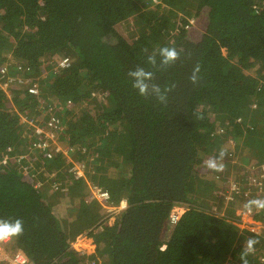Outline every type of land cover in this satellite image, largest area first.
Here are the masks:
<instances>
[{"label":"trees","instance_id":"1","mask_svg":"<svg viewBox=\"0 0 264 264\" xmlns=\"http://www.w3.org/2000/svg\"><path fill=\"white\" fill-rule=\"evenodd\" d=\"M190 18L200 25L188 38ZM165 46L180 56L161 70L158 55L156 67L147 57ZM1 66L15 80L3 88L0 78V219L24 227L6 250L26 264H236L253 237L248 264L260 263L264 232L241 231L234 217L246 204L226 196L236 155L237 179L248 164L264 168V0H0ZM137 66L172 87L166 103L132 87ZM22 115L43 128L58 119L67 153L38 146ZM210 158L223 171L208 169ZM69 160L91 164L87 177L74 178ZM89 179L113 204L126 200L113 223L85 201ZM175 206L184 212L172 223ZM62 210L71 229L97 238L95 251L71 245Z\"/></svg>","mask_w":264,"mask_h":264},{"label":"built area","instance_id":"2","mask_svg":"<svg viewBox=\"0 0 264 264\" xmlns=\"http://www.w3.org/2000/svg\"><path fill=\"white\" fill-rule=\"evenodd\" d=\"M67 57L61 58L59 60V66L60 67H66L69 65L67 61ZM0 78H5V80L2 82L5 85L11 84L15 79L8 75L6 66L0 67ZM3 88L4 85H2ZM28 91L31 93H37V87L34 85L28 86ZM21 122L29 123L30 125L34 126L36 128L37 133H40L42 137L37 140V145L40 147H50V143L55 144L56 149H62L65 153H67V147H62L58 144V136L55 135L56 129H58L60 132L59 134L63 133L64 128H61L58 125V119L50 118L48 120V128H43L42 126V120L39 117H27L22 115L21 116ZM49 151V150H48ZM236 161H232L233 164L236 163ZM69 171L73 172L74 178H86L87 173L85 172V166L82 163H77L69 160ZM247 171L243 173V175H240V178L237 179L238 174H230L229 180H228V187H229V193L226 196V198H230V195L232 192L236 191L238 198L241 197L243 201L251 200L254 198V192L257 193L259 196L258 199H264V168L258 164L252 163L251 165H246ZM257 174V175H256ZM238 181L244 182V188L243 190L239 189ZM89 189H90V195L89 200H96V202L100 203L103 207H105L108 210V213L104 217V220H107V222L110 224L112 221L115 220L116 215L125 209L127 207V202L125 199H122L119 201L118 204H113L111 201V195L108 189L96 185L95 183L90 184L89 183ZM184 212V208L180 206H175L172 210L170 220L172 223H176L178 219L180 218L181 214ZM223 215V213H222ZM103 221V220H102ZM234 223L240 228L242 231L243 229H246L250 232L259 233L261 231L264 232V221H261L259 219H256L254 216V210L248 211L246 208H237L235 217H234ZM88 232H85L84 236H87ZM9 241L0 242V263L4 264H26V257L25 255L17 250L13 255H9L7 251L5 250V244ZM241 264V263H236ZM264 264V253L262 257L260 258V263Z\"/></svg>","mask_w":264,"mask_h":264},{"label":"clouds","instance_id":"3","mask_svg":"<svg viewBox=\"0 0 264 264\" xmlns=\"http://www.w3.org/2000/svg\"><path fill=\"white\" fill-rule=\"evenodd\" d=\"M157 55L160 58L159 64L161 70L167 68L169 65L173 64L177 59H179L180 53L175 47H161L157 52L147 57V61L153 67L157 66ZM198 70V68H197ZM128 76L132 78V87L138 90L141 96L153 95L160 103H166L167 92L172 90V87H166L163 91L160 86L155 83H151L154 79V74L151 71H146L143 67L137 66L134 70L128 72ZM190 81L195 83L196 76L193 74L189 77ZM225 157V152L223 150L219 153V160L222 161ZM217 158H210L205 161V166L213 171L220 172L223 171V163H219ZM245 208L250 212L255 208V210H264V199H253L246 203ZM112 221L111 223H113ZM24 227L23 221L20 218H7L0 219V242L10 241L13 237H19L23 234ZM258 241L250 237L247 239L245 247L240 253L239 259L241 264H248L247 256L254 251V246Z\"/></svg>","mask_w":264,"mask_h":264},{"label":"rangeland","instance_id":"4","mask_svg":"<svg viewBox=\"0 0 264 264\" xmlns=\"http://www.w3.org/2000/svg\"><path fill=\"white\" fill-rule=\"evenodd\" d=\"M181 15H185L184 13H182ZM188 24H191V26H186L185 27V29L187 30V37L189 38L194 32H195V30H196V27H198L199 25H200V22H198V21H194L192 18H190L189 19V22H188ZM224 50V49H223ZM224 53H226L225 52V50L223 51ZM2 85H4V87H7L8 85H5V84H3V83H1ZM59 107V106H58ZM51 109H52V112L54 113H56V112H63V110H58V108L56 109V107L53 105L52 107H51ZM32 117H36V116H32ZM130 138H131V144H132V134H131V132H130ZM118 142H119V146H118V149H116L117 151H119L120 153H121V150H122V152L123 153H127V151H128V149H129V137L128 136H126V137H124V138H120L119 140H118ZM51 144H53V143H50V145ZM120 146H121V150H120ZM236 160H238L236 163H234L233 164V162L234 161H236ZM233 161V162H232ZM232 161L231 162H229L228 164H227V166L229 167V164H230V167L229 168H231L232 169V171H231V174H235V173H238V172H241V170H238L237 171V168H235L236 166H240V167H244V162H242L239 158H238V155H236L233 159H232ZM91 167H92V165L90 164V165H88L87 167H85V172L86 173H88L90 170H91ZM234 167V168H233ZM93 184V183H95L96 185H98L97 184V182H94L93 180H88V184ZM100 186V185H99ZM90 195V194H89ZM85 201L86 202H89L90 200H89V196H88V198L87 199H85ZM236 202H239L241 205H245L246 203L243 201V199L241 198V197H239V200H237ZM63 215H65V210H62L61 212H60V214H59V219H64V217L65 216H63ZM64 221H66V220H63V222ZM69 234V233H68ZM73 236L71 237L70 236V240H71V242L70 243H72V244H75V242L77 241V238H79V237H82V236H84V233H79V234H72ZM74 237H75V239H74ZM74 239V240H73ZM71 244V245H72ZM11 245V244H10ZM9 245V246H10ZM74 247V246H73Z\"/></svg>","mask_w":264,"mask_h":264},{"label":"crops","instance_id":"5","mask_svg":"<svg viewBox=\"0 0 264 264\" xmlns=\"http://www.w3.org/2000/svg\"><path fill=\"white\" fill-rule=\"evenodd\" d=\"M241 161L244 162L243 160H241ZM63 216H65V217H64V219L61 220V223H62L64 229L66 230L67 234L69 233V236H71V237L73 236L72 234H74V235L78 234L76 230L70 228L71 224L69 222H68V224H66V221L63 222V220H69L66 217V214ZM66 225H67V229L65 228ZM83 233L85 234V232H83ZM74 239H75V237H74ZM10 243H11V241H9L8 243L5 244V250H6V246H9ZM72 246H74L77 250H81V251H85L87 253H91V252L95 251V249L97 247V238L93 235L87 234V236H82V237L77 238V241L75 242V244H72ZM17 250H18V248L14 249L13 252L8 251V250H6V251L11 256Z\"/></svg>","mask_w":264,"mask_h":264}]
</instances>
